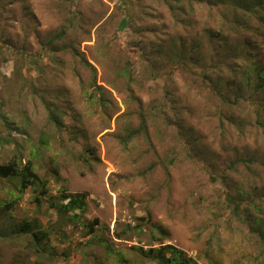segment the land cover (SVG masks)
Masks as SVG:
<instances>
[{
	"label": "rangeland",
	"instance_id": "obj_1",
	"mask_svg": "<svg viewBox=\"0 0 264 264\" xmlns=\"http://www.w3.org/2000/svg\"><path fill=\"white\" fill-rule=\"evenodd\" d=\"M240 45L264 67V27L229 30L189 0H0V138L34 157L57 201L87 193L81 221H98L37 208L29 190L0 216V264H119L94 236L127 224L142 231L113 244L133 264L130 247L161 242L200 264H262L264 89L235 101ZM31 216L49 228L45 254L13 235Z\"/></svg>",
	"mask_w": 264,
	"mask_h": 264
},
{
	"label": "trees",
	"instance_id": "obj_2",
	"mask_svg": "<svg viewBox=\"0 0 264 264\" xmlns=\"http://www.w3.org/2000/svg\"><path fill=\"white\" fill-rule=\"evenodd\" d=\"M189 1L204 3L221 10L222 27L225 25L229 30L239 32L264 27V0ZM65 32L63 30L62 34ZM231 52L232 55L227 56V60L231 61V67L229 69L232 70L234 78L237 76L241 77L238 83H235L236 86L231 93L235 97L236 102L243 99L247 101L248 96L246 97L244 96L245 94H242L244 90L249 89L250 86L253 87L254 92H259L261 89H264V67L256 62L250 63L252 57L249 56L247 45H240ZM97 86L95 83L94 87L96 88ZM213 89L216 94H220L221 96H225L228 93L227 89H217V91L214 87ZM100 99L103 100V97L100 96ZM259 106H264V97L259 101ZM51 116L53 122L59 125L58 118L54 114ZM142 121L143 130L146 128V123L144 120ZM134 134H138V131H134L132 136ZM43 140L44 145L49 144V140ZM7 144L12 145L14 151H12L11 159L8 162L0 163V216H4L6 213L14 210L24 199L26 193L31 190L37 208L41 207L42 202H46L57 212L58 216L65 219L68 218L70 222H81L90 231L98 224L97 220L93 223L81 221L87 211V193L73 194L67 191H61L60 200L63 203L57 201L58 198H54L49 194L46 178L37 172V165L33 161L34 157L31 159L28 158L23 162L24 152L19 149L16 139L13 137L11 139L0 138L1 148H4ZM54 174L59 178V170L55 169ZM257 230L260 238L264 241V225H261ZM141 231L142 228L140 225L132 226L127 224L126 228L122 229L121 232L114 233L111 241L97 234L94 236V239L96 243L102 246L107 257H112L119 264H133L132 260L128 259L122 250L117 249L113 242L130 240L128 238L130 234H136ZM164 232L162 227L153 226L152 237L156 234H159L158 236L164 235ZM13 235H16L17 238H27L29 240V248L38 254H45V245L51 242L49 228L43 225L38 216L28 217L22 222L17 223L13 230ZM159 244L160 246H157L155 243L150 244L148 248L133 245L130 248L135 252V258L139 264H200L197 259L189 256L177 246L171 244L163 245L162 242ZM262 264H264V261Z\"/></svg>",
	"mask_w": 264,
	"mask_h": 264
}]
</instances>
